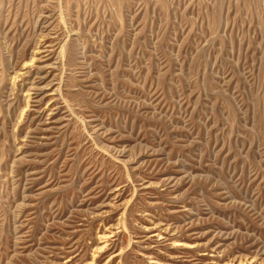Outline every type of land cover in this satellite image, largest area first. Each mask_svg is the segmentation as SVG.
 <instances>
[{
    "label": "rangeland",
    "instance_id": "374dc122",
    "mask_svg": "<svg viewBox=\"0 0 264 264\" xmlns=\"http://www.w3.org/2000/svg\"><path fill=\"white\" fill-rule=\"evenodd\" d=\"M0 264H264V0H0Z\"/></svg>",
    "mask_w": 264,
    "mask_h": 264
},
{
    "label": "bare ground",
    "instance_id": "6f19581e",
    "mask_svg": "<svg viewBox=\"0 0 264 264\" xmlns=\"http://www.w3.org/2000/svg\"><path fill=\"white\" fill-rule=\"evenodd\" d=\"M37 96H38V95H37ZM35 97H36V96H35ZM178 245L186 246L184 243H180V242H179Z\"/></svg>",
    "mask_w": 264,
    "mask_h": 264
}]
</instances>
